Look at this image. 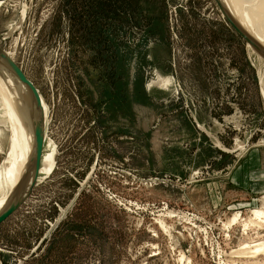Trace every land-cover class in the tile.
<instances>
[{
  "label": "rangeland",
  "instance_id": "rangeland-1",
  "mask_svg": "<svg viewBox=\"0 0 264 264\" xmlns=\"http://www.w3.org/2000/svg\"><path fill=\"white\" fill-rule=\"evenodd\" d=\"M248 44L218 0L2 2L0 47L45 104L39 168L59 156L0 225V264H264L234 253L264 241V189L246 187L248 161L264 165V59Z\"/></svg>",
  "mask_w": 264,
  "mask_h": 264
},
{
  "label": "bare ground",
  "instance_id": "bare-ground-1",
  "mask_svg": "<svg viewBox=\"0 0 264 264\" xmlns=\"http://www.w3.org/2000/svg\"><path fill=\"white\" fill-rule=\"evenodd\" d=\"M221 2L225 14L264 48V23L261 22V18L264 19V0H221ZM1 3L2 0H0ZM253 15H256L259 20L256 23L248 19ZM17 25L20 26L21 22ZM11 28L14 29V26ZM257 53L264 59V55ZM6 57L0 51V65L15 67L13 60L10 57V60H7ZM42 106L43 108L45 106L43 102ZM0 123L3 125V128H0V135L3 133L5 135L6 129L10 131L6 157L0 167L1 214L11 204L24 183L30 185L34 181L38 138V114L32 94L19 78L11 75L2 66L0 67ZM44 146H46V135ZM48 146L52 148L51 143H47ZM56 149L53 146L50 151V158L48 157L49 159L42 169L39 168L38 180L40 178L39 172L49 174L54 169ZM253 215L254 218H251L252 222L250 223L256 222L260 225V221L264 219V209H255ZM263 250L264 241H261L255 242L253 247L244 244V247L233 251L240 255L253 256Z\"/></svg>",
  "mask_w": 264,
  "mask_h": 264
},
{
  "label": "water",
  "instance_id": "water-1",
  "mask_svg": "<svg viewBox=\"0 0 264 264\" xmlns=\"http://www.w3.org/2000/svg\"><path fill=\"white\" fill-rule=\"evenodd\" d=\"M7 0H2L4 3ZM219 3L221 4V8L223 9L222 3L220 0H218ZM224 11V9H223ZM225 13V12H224ZM226 15V14H225ZM227 16V15H226ZM228 20L232 24V26L236 29V31L248 42L257 52L260 54L264 55V48L252 37H250L239 25H237L234 21H232L231 18L227 16ZM13 32V31H12ZM0 51L7 56L5 51L3 50L2 47H0ZM7 60H10L9 57H6ZM3 67V69L7 70L11 75L15 76L16 78H19L23 83L24 86H26L29 91L32 94L33 98V103L34 106L37 110L38 114V127H37V152H36V160H35V178L34 181L30 185H24L21 187L20 191L15 195L13 201L11 204L0 214V225L5 222L9 217H11L17 210L18 208L24 203V201L28 198L30 195L32 189L34 186L37 184L38 180V170L41 164V157H42V152L44 149V141H45V113H44V108L42 106V100L40 97V90L37 88V86L32 82V80L28 77V75L16 65V67H12L9 65H0V67ZM58 156L59 152L58 149H56V154H55V165L58 161Z\"/></svg>",
  "mask_w": 264,
  "mask_h": 264
},
{
  "label": "crops",
  "instance_id": "crops-1",
  "mask_svg": "<svg viewBox=\"0 0 264 264\" xmlns=\"http://www.w3.org/2000/svg\"><path fill=\"white\" fill-rule=\"evenodd\" d=\"M246 165L250 166L252 170V178H250V180L246 178L247 189L253 190L254 192H259L263 190L264 189V177L262 178V180H257L262 175L264 176V165H262V162L256 161V160H250L248 161ZM235 173H236V177H238L240 174L238 169L235 170ZM257 173H258V177H256Z\"/></svg>",
  "mask_w": 264,
  "mask_h": 264
}]
</instances>
